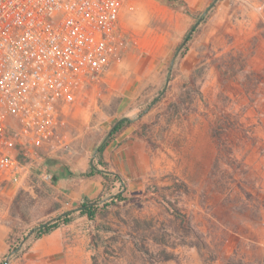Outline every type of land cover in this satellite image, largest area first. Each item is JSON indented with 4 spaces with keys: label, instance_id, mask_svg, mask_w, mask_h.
Returning <instances> with one entry per match:
<instances>
[{
    "label": "rangeland",
    "instance_id": "rangeland-1",
    "mask_svg": "<svg viewBox=\"0 0 264 264\" xmlns=\"http://www.w3.org/2000/svg\"><path fill=\"white\" fill-rule=\"evenodd\" d=\"M198 1L127 3L132 43L0 187V264H264V0ZM90 167L119 180L82 177ZM120 193L94 220L25 240Z\"/></svg>",
    "mask_w": 264,
    "mask_h": 264
},
{
    "label": "built area",
    "instance_id": "built-area-1",
    "mask_svg": "<svg viewBox=\"0 0 264 264\" xmlns=\"http://www.w3.org/2000/svg\"><path fill=\"white\" fill-rule=\"evenodd\" d=\"M126 2L0 0V187L20 183L22 159L53 146L64 109L120 59Z\"/></svg>",
    "mask_w": 264,
    "mask_h": 264
},
{
    "label": "trees",
    "instance_id": "trees-1",
    "mask_svg": "<svg viewBox=\"0 0 264 264\" xmlns=\"http://www.w3.org/2000/svg\"><path fill=\"white\" fill-rule=\"evenodd\" d=\"M174 2H175V0H164V3L169 4V5H172ZM155 100L157 101V99H155ZM128 123H129V121H127V120H119L117 123H115L113 125L110 137L112 135H114L116 132H119L121 129H123L124 126ZM106 144H107V141L103 142L101 144V146L99 147V149L97 151V155H101V152L105 148ZM19 159H22V158L19 156ZM98 164L102 165V163L100 161H98ZM104 171H105L104 168L98 169L96 167H90L89 170L87 172L81 174V176L88 178V177H93V176L99 174L102 176V178L104 180H107L109 182L119 180V177H116V176H113V179H111L112 175L109 173H105ZM97 200L82 203L78 207L83 206V205H86L87 207H85L84 209H82L80 211L73 212V213H66L69 210H72V209H68V210L62 212V213H64V215H62L58 220H56L52 223H49L42 228H36L32 232V234H30L27 238H25V240L26 241L31 240V239L37 240L40 237L47 235V234L51 233L52 231L58 229L60 226L69 225L73 219V216L76 213L79 214L80 216H86L89 220H94L96 215L99 214L100 209H102L103 207H109L111 205H116L117 203L124 201V198H123V196H121V193H120V194H108V196L105 197V200L101 205L98 203L96 204ZM161 201H162V203H164V200H161ZM93 202H95V205H89L90 203H93ZM73 209H75V208H73ZM62 213H60V214H62ZM177 217H179V219L181 218L180 215H178ZM181 222L184 223V220L181 219ZM12 251H15V254H14V256H15L17 254V251L14 250L13 248H9L8 253H11ZM165 259H170V258L166 257ZM93 264H97V262L95 261V258H93Z\"/></svg>",
    "mask_w": 264,
    "mask_h": 264
},
{
    "label": "water",
    "instance_id": "water-1",
    "mask_svg": "<svg viewBox=\"0 0 264 264\" xmlns=\"http://www.w3.org/2000/svg\"><path fill=\"white\" fill-rule=\"evenodd\" d=\"M215 1H216V0L212 1L211 4L208 6V8H207L205 11H208L211 7H213ZM199 21H200V20H198V21L196 22V24L194 25V27L190 30V32L188 33V36L191 35V33L193 32L194 28L197 26V24L199 23ZM110 132H111V130H110ZM110 132H108V134H110ZM104 172H105V173H109V174H111L110 171H104ZM89 205H95V202L90 203ZM85 207H87V206H86V205H83V206L77 207V208H75V209L69 210V211L66 212V213L77 212V211H80V210L84 209ZM62 215H64V213L59 214V215H57V216H54V217L50 218L49 220H47V221L41 223L40 225H38L37 228H42V227H44L45 225H47V224H49V223H52V222L58 220ZM9 259H10L9 256L6 257L5 260H4L1 264H8Z\"/></svg>",
    "mask_w": 264,
    "mask_h": 264
},
{
    "label": "crops",
    "instance_id": "crops-1",
    "mask_svg": "<svg viewBox=\"0 0 264 264\" xmlns=\"http://www.w3.org/2000/svg\"><path fill=\"white\" fill-rule=\"evenodd\" d=\"M130 0H128V2H129ZM200 1V2H199ZM198 2H199V5L201 4V5H203V3L206 1V0H199ZM128 2H126L125 4H124V6H123V8H122V11H121V13H120V17H119V21H120V24H121V27L123 28V30L125 31V33H126V45L127 44H129V43H132V41L134 40V38H132L131 37V34H130V32L129 31H127L128 30V28H127V23H126V21H125V19H124V9H125V7H126V5H127V3ZM131 45V44H130ZM130 106H128L126 109H130L129 108ZM2 250H0V252H1Z\"/></svg>",
    "mask_w": 264,
    "mask_h": 264
}]
</instances>
